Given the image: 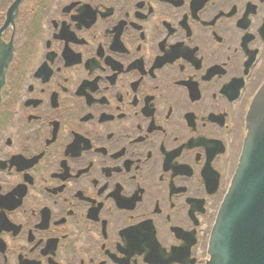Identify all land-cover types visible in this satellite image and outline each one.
Listing matches in <instances>:
<instances>
[{
	"label": "flooded vegetation",
	"instance_id": "flooded-vegetation-1",
	"mask_svg": "<svg viewBox=\"0 0 264 264\" xmlns=\"http://www.w3.org/2000/svg\"><path fill=\"white\" fill-rule=\"evenodd\" d=\"M0 264H206L264 0H0Z\"/></svg>",
	"mask_w": 264,
	"mask_h": 264
},
{
	"label": "water",
	"instance_id": "water-1",
	"mask_svg": "<svg viewBox=\"0 0 264 264\" xmlns=\"http://www.w3.org/2000/svg\"><path fill=\"white\" fill-rule=\"evenodd\" d=\"M3 83L0 65V89ZM245 124L239 163L209 238L208 264H264V84Z\"/></svg>",
	"mask_w": 264,
	"mask_h": 264
}]
</instances>
